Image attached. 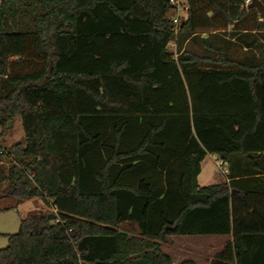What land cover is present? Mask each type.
Returning a JSON list of instances; mask_svg holds the SVG:
<instances>
[{
	"label": "trees",
	"instance_id": "trees-1",
	"mask_svg": "<svg viewBox=\"0 0 264 264\" xmlns=\"http://www.w3.org/2000/svg\"><path fill=\"white\" fill-rule=\"evenodd\" d=\"M245 1L187 0L177 38L169 0H0V124L25 130L0 142V198L57 210L22 217L0 264H178L176 235L230 236L210 264H264V176L233 172L264 153V20ZM230 24L240 58L198 33ZM208 154L228 181L200 186Z\"/></svg>",
	"mask_w": 264,
	"mask_h": 264
},
{
	"label": "rangeland",
	"instance_id": "rangeland-1",
	"mask_svg": "<svg viewBox=\"0 0 264 264\" xmlns=\"http://www.w3.org/2000/svg\"><path fill=\"white\" fill-rule=\"evenodd\" d=\"M182 4L184 7L186 6L189 9L187 0H182ZM245 9V19L248 24L252 25L256 17L255 14L250 11L249 4H247L246 1ZM20 13V29H30L32 27L31 18L25 13V7L21 8ZM256 13L259 17V20H261L257 10ZM174 14L175 12L172 11L169 12L167 16L172 19ZM210 15L211 13H208V16ZM183 23L184 22H182V24ZM182 24L180 25V28ZM234 29V24H230L227 28L203 30L198 33L200 37H208L211 33H215L217 35H221L222 37L230 38L232 44L230 46L229 53L233 58H240L246 53V50L237 43V38L232 35V33H236ZM184 47H186V42L183 44V48ZM168 49L174 53L175 57H177L178 42L176 41V38L173 42L169 43ZM190 49L200 55L210 54L214 57L217 56V54H214L213 52L204 51L201 40H199L198 43H193L190 46ZM0 133H3L2 137H0V142L6 149H10L15 144L23 142L25 139V130L22 119L20 117L15 118L11 126L7 125L6 127H3L0 124ZM206 163L207 162H205V164ZM9 164V161L6 159L5 165L8 166ZM217 168L219 174L225 179V174L222 169L219 166H217ZM6 186L7 183L3 185L2 190ZM41 211H50L53 214H57V210L55 208L48 207L46 202L40 198L19 200L9 195L0 198V233H5L4 235L0 234V249L8 245V237L6 234H14L18 232L22 217ZM120 229L127 230L130 233L138 232L137 226L132 223H123L121 224ZM230 239V236L225 235H176L168 237L162 247L164 252L170 254L173 260L178 264L185 261L186 264H210L216 253Z\"/></svg>",
	"mask_w": 264,
	"mask_h": 264
},
{
	"label": "crops",
	"instance_id": "crops-1",
	"mask_svg": "<svg viewBox=\"0 0 264 264\" xmlns=\"http://www.w3.org/2000/svg\"><path fill=\"white\" fill-rule=\"evenodd\" d=\"M217 159L220 158H218L216 154H208L205 157V159L202 161L201 172L198 176V182L200 186H208V185L219 184L228 181L227 173L230 169V163L227 162L226 170L225 171L222 170L225 174V179H224L218 172L217 166L219 165L217 163ZM233 161H234L233 172L235 173V175H238L237 178L246 177L243 176L245 174H249L250 176H264V153L255 155L252 159H248L241 157L240 155H236L233 157ZM205 162L207 163L205 164ZM253 172L254 174H251ZM4 234L5 233L1 235Z\"/></svg>",
	"mask_w": 264,
	"mask_h": 264
},
{
	"label": "built area",
	"instance_id": "built-area-1",
	"mask_svg": "<svg viewBox=\"0 0 264 264\" xmlns=\"http://www.w3.org/2000/svg\"><path fill=\"white\" fill-rule=\"evenodd\" d=\"M169 1L171 4V10L169 12H172V11L175 12V14L172 17V20L174 22L173 31H174V34L177 35L179 30H180V25L182 24V22H185L188 19V7H186V6L184 7V5L182 4V0H169ZM251 1L252 0H246V3L250 4ZM173 41H171V42H173ZM217 163L223 171L226 170V166H227L226 161L221 160V159H217Z\"/></svg>",
	"mask_w": 264,
	"mask_h": 264
},
{
	"label": "water",
	"instance_id": "water-1",
	"mask_svg": "<svg viewBox=\"0 0 264 264\" xmlns=\"http://www.w3.org/2000/svg\"><path fill=\"white\" fill-rule=\"evenodd\" d=\"M249 8H254L259 12L261 20H264V3L262 0H252L251 3L249 4ZM9 126L12 125V121H9L8 123ZM56 217L55 214H50L49 218L54 219Z\"/></svg>",
	"mask_w": 264,
	"mask_h": 264
}]
</instances>
